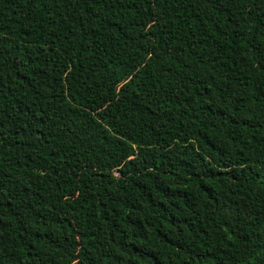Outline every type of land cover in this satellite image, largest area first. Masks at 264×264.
Masks as SVG:
<instances>
[{
    "label": "trees",
    "instance_id": "1",
    "mask_svg": "<svg viewBox=\"0 0 264 264\" xmlns=\"http://www.w3.org/2000/svg\"><path fill=\"white\" fill-rule=\"evenodd\" d=\"M0 264H264V0H0Z\"/></svg>",
    "mask_w": 264,
    "mask_h": 264
}]
</instances>
